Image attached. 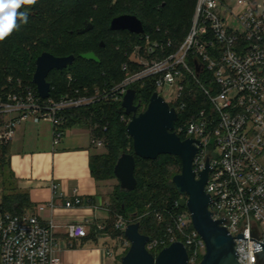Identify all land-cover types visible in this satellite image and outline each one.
<instances>
[{"label":"built area","instance_id":"2783aa9c","mask_svg":"<svg viewBox=\"0 0 264 264\" xmlns=\"http://www.w3.org/2000/svg\"><path fill=\"white\" fill-rule=\"evenodd\" d=\"M232 19L240 28L232 25ZM134 53L137 57L132 62L137 69L133 70L130 62L124 63L126 77L93 95L43 98L38 88L21 79L0 77V146L11 144L19 125L30 117L50 121L57 144L66 129L64 110L98 97L122 102L128 89L135 88L133 84L145 85L153 79L158 94L176 108L177 121L182 114L175 131L184 139L201 142L194 140L198 176L209 155L213 167L206 185L212 196L210 209L216 219H227L223 225L235 238L239 262L259 264L262 249L256 250L253 243L264 242V2L198 0L191 29L176 50L152 59L142 54L140 46ZM92 143L104 146L95 138ZM62 197L54 184L50 205ZM182 198L176 204L184 203L185 208L176 214L175 226L167 236L150 241L148 248L158 250L182 241L189 264H199L206 243L194 227L187 197ZM82 202L77 193L65 200L67 207ZM128 224L119 215L115 227L125 232ZM93 226L98 234L106 222ZM61 227L53 219L43 220L30 211L15 214L0 210L1 264H65L58 254ZM64 227L70 239L86 238L91 233L84 222ZM241 233L256 240L236 237ZM106 252L112 255L109 248Z\"/></svg>","mask_w":264,"mask_h":264},{"label":"trees","instance_id":"16d2710c","mask_svg":"<svg viewBox=\"0 0 264 264\" xmlns=\"http://www.w3.org/2000/svg\"><path fill=\"white\" fill-rule=\"evenodd\" d=\"M98 1L73 0L72 8L65 12V20L61 23V39L65 42L63 50L52 48L47 41H39V45H43L45 49L37 52L27 49L19 41L10 40L3 43L0 77L4 79L13 76L37 88L33 82L35 62L44 51H49L57 56L75 54L78 59L63 70L54 69L50 72L48 80L51 82L52 98L93 95L96 88L110 89L126 77L122 69L124 63L130 62L132 69H137L136 64L130 60V55L137 46L141 47L144 56L152 59L162 58L181 45L191 29L198 0H123V7L117 6L119 9L113 11V15L105 21L99 20L96 15ZM26 6V12L19 10L28 15ZM124 13L136 14L142 20L145 32L135 34L127 30H112L111 19ZM86 21H92L94 27L85 33H79ZM115 35H119L116 47L113 51H108L109 44L115 41ZM46 36L47 39L50 38L48 34ZM102 40L106 43L104 47L101 45ZM152 41L159 42L160 46L155 53L150 54L148 48ZM89 51H94L100 57L101 63L79 57L80 53ZM134 87L137 91L135 103L139 105L141 112L147 108L156 87L153 79H148L145 85L137 84ZM62 114L65 128L75 125L84 127L90 131L92 138L103 142L106 151L94 155L91 159L94 177L97 180L116 178L114 169L119 157L130 150V153H134L133 138L127 131L132 116L126 114L122 102L98 97L89 104L66 109ZM181 119L182 114L176 126ZM182 138L185 136L182 135ZM10 145L0 146V175H3L10 165ZM139 161L146 165L144 169L140 168ZM181 171L182 161L177 156L161 154L155 160L136 156V189L124 190L120 182L115 185L110 195V217L106 221L105 229L96 234L93 226L88 237L98 241L99 236L105 233L112 237L125 235L124 231L115 227L119 215L128 223L139 221L141 232L149 235L150 241L167 236L169 230L175 226L176 214L185 208L184 203L180 206L176 204L177 201L181 203L182 198L173 183V177ZM31 208L32 203L26 192L6 194L0 202V210L15 214ZM161 249L162 246L158 250L150 251L157 255Z\"/></svg>","mask_w":264,"mask_h":264},{"label":"water","instance_id":"95a60500","mask_svg":"<svg viewBox=\"0 0 264 264\" xmlns=\"http://www.w3.org/2000/svg\"><path fill=\"white\" fill-rule=\"evenodd\" d=\"M24 7L25 5L20 10L26 12ZM93 27L92 21H86L85 25L79 29V33H85ZM110 27L112 30H128L135 34L145 32L142 20L132 13L114 16ZM159 46V42L152 41L148 48L149 53H155ZM79 57L101 63L100 57L94 51L80 53ZM75 60V54L57 56L49 51H44L37 57L33 82L43 98L51 95L52 87L48 80L50 72L54 69L63 70L72 65ZM136 96V89L129 88L122 101L126 114L132 116L127 131L133 138L134 153L122 154L115 165L114 172L121 188L133 191L137 187L136 156L152 160L157 159L161 154L179 157L182 161V171L173 177V183L179 194L187 197L186 203L191 212L194 227L206 243V252L199 264H241L235 238L223 225L224 220L227 219L224 217L216 219L210 209L212 196L207 191L206 185L213 167L209 163V155L206 166L199 172V176L194 169V158L198 152L194 142L197 141L201 145L200 140L182 139L175 131L178 119L176 108L157 91L151 96L147 108L141 112H139V105L135 103ZM125 235L131 245L122 257L121 264H189L188 250L182 241H175L154 255L148 248L150 236L141 232L139 221L129 223L125 229ZM236 237L255 239L247 238L243 233ZM253 244L256 250L262 249L259 255L260 259L263 258L264 242L257 240V243Z\"/></svg>","mask_w":264,"mask_h":264},{"label":"crops","instance_id":"0c3cea01","mask_svg":"<svg viewBox=\"0 0 264 264\" xmlns=\"http://www.w3.org/2000/svg\"><path fill=\"white\" fill-rule=\"evenodd\" d=\"M98 148L92 143L90 131L80 126L66 128L61 141L55 144L52 123L30 117L19 125L10 145V165L0 175V202L6 194L26 192L32 203L27 211L62 225L58 254L65 264H94L88 257L87 243L95 240L70 239L64 226L84 222L91 229L95 223H105L110 217V195L116 183L114 179L94 177L91 159L101 154ZM54 184L63 197L56 198V204L51 206ZM75 193L82 197V204L67 207L65 200ZM107 249V246L102 248L105 257Z\"/></svg>","mask_w":264,"mask_h":264},{"label":"rangeland","instance_id":"374dc122","mask_svg":"<svg viewBox=\"0 0 264 264\" xmlns=\"http://www.w3.org/2000/svg\"><path fill=\"white\" fill-rule=\"evenodd\" d=\"M72 2L73 0H36L35 4L27 5L26 8L29 10L27 22H18L19 28L14 30L4 40L0 41V56L3 43L10 40L22 42V45H25L27 49L35 50L36 52L44 48L43 45L41 46L39 44L43 42L46 43L45 41H47V43L50 44L49 46H52V48L56 50H63L65 42L61 39V23L65 20V12L72 8ZM258 2H264V0H253L254 4ZM122 3L123 0H99L97 2V8L95 9L96 15L99 16V20L105 21L113 15V11H117L119 7H123ZM46 17L47 21H45ZM232 25L236 28H240L237 21H233ZM47 34L50 37L49 39L46 38ZM118 37L119 35L114 36L115 41L109 44L108 51H113L115 49ZM36 45L39 46L36 47ZM136 57V54L133 52L130 55V60ZM136 85L137 84H133V86ZM97 89L99 88H96V91ZM76 126L77 125L73 126V128L76 129ZM105 151L106 149L101 146H99L97 150V152L100 153H104ZM129 152H132V150ZM140 163V168L144 169L146 165L142 164V162ZM113 181L116 185H119V180L117 178H114ZM182 197L185 198L186 196L181 195V198ZM181 200H183V198ZM133 222H137V220H134ZM88 241V257L94 264H121L122 257L128 252L131 245L128 238L123 234H118L116 237L99 236L98 243H95L93 240ZM103 246H107L112 252V255L109 254L105 257L102 252Z\"/></svg>","mask_w":264,"mask_h":264},{"label":"clouds","instance_id":"9594fccd","mask_svg":"<svg viewBox=\"0 0 264 264\" xmlns=\"http://www.w3.org/2000/svg\"><path fill=\"white\" fill-rule=\"evenodd\" d=\"M35 3L36 0H0V41L19 28L18 22H27L26 13L18 10Z\"/></svg>","mask_w":264,"mask_h":264},{"label":"flooded vegetation","instance_id":"af4514ba","mask_svg":"<svg viewBox=\"0 0 264 264\" xmlns=\"http://www.w3.org/2000/svg\"><path fill=\"white\" fill-rule=\"evenodd\" d=\"M114 31H119V30H114ZM127 31H128V30H127ZM129 32H130V31H129ZM102 41H103V40H102ZM102 41H101V45H102ZM102 46H103V47L106 46L105 41H104V45H102ZM80 58H81V59H84V58H82V57H80ZM77 60H78V59H76V60L74 61V63H75ZM86 60H87V59H86ZM91 61H92V60H91ZM74 63H73V64H74ZM73 64H72V65H73ZM69 66H71V65H69ZM69 66H68V67H69ZM259 264H264V257L261 258Z\"/></svg>","mask_w":264,"mask_h":264}]
</instances>
